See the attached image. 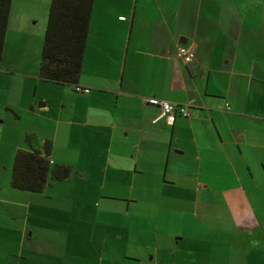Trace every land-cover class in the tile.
<instances>
[{
    "label": "crops",
    "instance_id": "1",
    "mask_svg": "<svg viewBox=\"0 0 264 264\" xmlns=\"http://www.w3.org/2000/svg\"><path fill=\"white\" fill-rule=\"evenodd\" d=\"M12 4L0 79L33 93L4 106L51 115L73 147L56 161L57 140L44 130L17 149L47 147L54 164L80 159V176H101L102 198L116 201L102 212L121 219L102 263L264 264V0H94L78 79L89 92L39 81L32 56L42 41L21 21L16 34L32 37L24 52L35 38L34 51L9 56L20 51L9 43ZM180 44L193 49L191 62ZM150 98L190 114L169 123ZM1 222L0 264L41 254L11 234L12 220ZM88 225H71L74 242L89 238Z\"/></svg>",
    "mask_w": 264,
    "mask_h": 264
},
{
    "label": "rangeland",
    "instance_id": "2",
    "mask_svg": "<svg viewBox=\"0 0 264 264\" xmlns=\"http://www.w3.org/2000/svg\"><path fill=\"white\" fill-rule=\"evenodd\" d=\"M12 2L14 15L11 20L9 43L19 45L20 51L12 52L9 56L22 61L24 57L32 56L36 40L33 38L34 46L24 52L26 47L29 48L28 44L31 43L32 37L22 33L18 36L15 31L16 24L21 21L22 27L26 28L25 32L33 30L34 35L38 34L37 41L39 42L40 39L43 43L51 0H13ZM41 48L42 44L36 53L34 51L32 58L39 55L40 59ZM27 93H33L31 86L20 83L13 85L8 80L0 79V206L6 208V211L0 212L2 228L4 224L1 221L7 218L12 220L16 228L8 229L11 234L24 235L25 246L37 247L40 250L41 254L34 251L29 256L30 259L24 258L23 264H103L102 257L106 260L113 250V243H106L104 240L110 237L109 234L112 235L111 223L121 219L102 212L105 209L104 206L101 207L102 204H113L116 201L102 198L105 196L102 195L100 188L103 181L101 176L97 174L91 178L80 176L79 171L76 170V163L81 160L75 159V164L70 165L72 168L70 179L49 183L42 193L19 191L10 187L14 152L18 147L26 146V140L38 142L37 137L42 133L41 131L46 130L51 140L54 138L57 140L56 161L59 158L65 161H68L65 157L72 158L70 152L73 147L69 141L65 142L67 137L64 134L65 127L61 125L56 129L51 115L47 114L39 118L38 115L36 116L37 107L35 113L31 109L19 108L21 105L13 106L14 108L4 106L5 103L17 105L23 94L26 99ZM60 162L64 161L60 160ZM106 191L107 189L104 192ZM85 219L89 222L87 231L90 239L81 243L74 242L73 238L80 233L71 225ZM95 221L103 225L91 226L90 222ZM5 235L6 233H0V236Z\"/></svg>",
    "mask_w": 264,
    "mask_h": 264
},
{
    "label": "trees",
    "instance_id": "3",
    "mask_svg": "<svg viewBox=\"0 0 264 264\" xmlns=\"http://www.w3.org/2000/svg\"><path fill=\"white\" fill-rule=\"evenodd\" d=\"M11 2L0 0V64ZM93 3L94 0H51L38 63L41 83L71 88L76 92ZM48 152L47 147L44 152L30 146L17 149L13 155L10 187L19 191L42 193L49 183L69 180L71 166L54 164Z\"/></svg>",
    "mask_w": 264,
    "mask_h": 264
},
{
    "label": "built area",
    "instance_id": "4",
    "mask_svg": "<svg viewBox=\"0 0 264 264\" xmlns=\"http://www.w3.org/2000/svg\"><path fill=\"white\" fill-rule=\"evenodd\" d=\"M177 55L185 62L189 63L195 58L193 49L185 46H177ZM77 92H89L88 88H81L78 86L75 89ZM149 103L157 106L160 109V114L166 118L169 123H173L177 117L187 118L190 114V107L188 105L176 104L159 98H150Z\"/></svg>",
    "mask_w": 264,
    "mask_h": 264
}]
</instances>
